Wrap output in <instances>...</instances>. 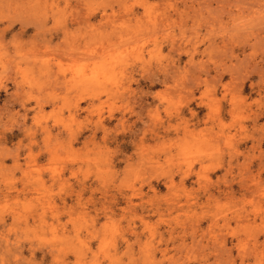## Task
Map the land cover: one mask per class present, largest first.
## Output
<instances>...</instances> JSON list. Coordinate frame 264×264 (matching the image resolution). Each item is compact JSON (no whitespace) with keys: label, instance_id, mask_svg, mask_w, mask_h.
<instances>
[{"label":"clouds","instance_id":"clouds-1","mask_svg":"<svg viewBox=\"0 0 264 264\" xmlns=\"http://www.w3.org/2000/svg\"><path fill=\"white\" fill-rule=\"evenodd\" d=\"M0 93V264H264V0H0Z\"/></svg>","mask_w":264,"mask_h":264},{"label":"rangeland","instance_id":"rangeland-1","mask_svg":"<svg viewBox=\"0 0 264 264\" xmlns=\"http://www.w3.org/2000/svg\"><path fill=\"white\" fill-rule=\"evenodd\" d=\"M136 11L137 12H141L142 9H137ZM99 20H100V14L99 13H97L96 15H94L91 18L92 23H96ZM71 26L72 25H70V27ZM31 31L32 30L29 29L28 30V33L25 34L26 39H30L31 38L30 37ZM59 39H60V34L59 33L54 34L52 36V43L53 44L57 43L59 41ZM165 51H166V49H165ZM181 59L182 60H187V57H181ZM141 86H147L146 85V82L142 81L141 82ZM156 87L158 88V86H156ZM243 87L245 88V92L242 93L243 95H246L247 96V95H249V93L252 92V89H251V85L250 84L245 83L243 85ZM197 95H199V93H197ZM2 96L4 98L3 99H0V104L5 103V101L7 100V97L4 96L3 93H0V97H2ZM146 99H148V98H146ZM31 106H35V102H32V105ZM81 107H84V105L82 104ZM15 108L16 109H20V104H16L15 105ZM52 110H53L52 107L51 106H48V107H46L44 109V113L45 114L51 113ZM138 111H143V108L138 109ZM197 111H200V112L203 113V112H207V109H197ZM35 115H36L35 113L29 112L28 113L29 119L26 121V123L29 124V125H31L33 123L32 117H34ZM81 115H85V113H81ZM224 115H228L227 111L224 112ZM118 119H119V113L116 114V118L115 119L105 120L104 123L108 127L111 128V127H114L117 124ZM133 119H135V117H133ZM50 123H53V125H54V127L52 128V131L54 133L59 132L61 136L64 135V133L60 131V127L58 125H56L54 121H50ZM261 123H264V118H261ZM137 127H139V125H137ZM82 135H87V133H83ZM97 135L98 136L99 135H102V133H97ZM23 136H24V133L17 129V130H14L11 133H6L4 135L3 140H0V143L6 144L9 148H11L13 145L16 144L17 141L21 140V138ZM37 139L39 140V139H41V137H37ZM120 139H123V137H121ZM81 142L82 141H78V144L81 143ZM250 145H251V141H246L244 144H241L240 145V148H241V150H244L247 146H250ZM122 147H127V148L131 149L132 146L130 144H124V145H122ZM49 160H50L49 154L48 153H43V154H40V155H38L36 157V164H37L38 167L43 168V167H46L48 165ZM11 163H12L11 160L5 161V164H7V165H10ZM118 167H122V165H119ZM255 168H256V165L253 164V169H255ZM222 173H223V170H218L217 172L211 173L210 174L211 179L212 180H216L217 177H219V176L222 175ZM17 175H19V173H17ZM65 175H71V173L70 172H67V173H65ZM45 179L47 180V175L45 176ZM176 179L179 180V177H177ZM195 180H196V177L195 176H192L188 180L185 181V185L187 187L191 188L192 185H193V181H195ZM153 184L156 185V182L153 181ZM156 186H157L158 189H163L165 192L167 191V188L165 187L164 183H162V182L159 185H156ZM16 187H17V189H19L20 187H22V185L17 184ZM232 187H233V190H234V192H235V194L237 196H239L240 193L243 191V189L240 187L239 184H235ZM145 191H146V189H145ZM91 194H92L91 193V189L89 188L88 191H86L84 193L85 199H87V197L90 196ZM16 195H17V193H11V196L12 197H16ZM30 195H36V193H31ZM75 199H77V197L74 196V194L73 193H70V192L69 193H66V194H63V195H61L59 197H54V201H55V203L57 205H61V202H62V206L63 207H69V208L73 205ZM124 206H125V201L122 200V199H117V205L115 206V210L118 212L119 208H123ZM60 219L63 222V221H66L68 219V217L61 216ZM102 219L103 218H101V221H102ZM7 223H11V219L10 218L8 219ZM209 225H210V221L204 220L201 223V228H205L206 229V228L209 227ZM259 239L261 241H264V235H261L259 237ZM233 244H234V241L231 238H229L228 241H227V246L228 247H232ZM92 246L95 248L96 247V243L93 242V245ZM42 257L45 259L46 264H51V262L54 259V257L51 256V255H45L44 252H37L36 253V257L35 258L37 260L41 259ZM75 259H76L75 254H69L68 257H67V260L69 261V264H72V262H74Z\"/></svg>","mask_w":264,"mask_h":264}]
</instances>
